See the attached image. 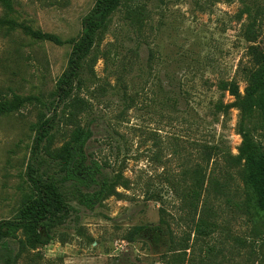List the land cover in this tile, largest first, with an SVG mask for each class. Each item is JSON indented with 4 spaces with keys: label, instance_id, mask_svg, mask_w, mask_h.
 Listing matches in <instances>:
<instances>
[{
    "label": "rangeland",
    "instance_id": "374dc122",
    "mask_svg": "<svg viewBox=\"0 0 264 264\" xmlns=\"http://www.w3.org/2000/svg\"><path fill=\"white\" fill-rule=\"evenodd\" d=\"M95 5L16 0L19 23L63 41L81 38ZM253 19L264 24V0H126L81 69L74 98L84 109L70 118L69 102L58 109L52 144L33 162L72 213L47 245L4 230L0 264H264V212L237 160L243 122L264 152L260 111L240 108L260 67L247 34ZM72 47L0 29V95L46 105L0 119V222L16 220L31 192L37 126L54 114ZM88 129L86 154L116 184L92 210L79 202L88 191L64 182L61 166Z\"/></svg>",
    "mask_w": 264,
    "mask_h": 264
},
{
    "label": "trees",
    "instance_id": "16d2710c",
    "mask_svg": "<svg viewBox=\"0 0 264 264\" xmlns=\"http://www.w3.org/2000/svg\"><path fill=\"white\" fill-rule=\"evenodd\" d=\"M126 0H96L94 9L82 22V34L78 41H63L60 37L39 31H34L28 25L19 23L16 10V0H0L5 17L0 18V29H6L8 34L22 30L40 42H49L57 46L71 44L72 52L66 72L60 78L56 97L58 99L51 118H43L37 126L32 157L27 167V181L31 192L24 196L22 210L19 217L13 221L0 222V242L3 231L13 229L22 230L32 239L33 245H47L50 242L48 234L55 228L64 224L72 213V208L67 203L65 196L55 182H44L34 167L33 162L39 158L42 150L52 144L58 109L69 102L71 110L69 118L73 117L72 111L83 110L82 101L74 98L80 89L81 69L90 58L99 36L106 31L112 16L123 6ZM230 2L231 0H227ZM250 42L259 45L251 48V52L260 64L259 69L252 74V86L247 97L240 103L243 112L256 108L260 111L264 121V24L253 19L247 30ZM261 45L263 46L260 50ZM46 105L38 96H21L15 92L0 95V119L12 117L29 107ZM243 145L240 149L238 161H246L248 182L254 188L258 208L264 212V152L263 148L255 141L252 133L241 125ZM91 137L90 130H79L67 148V156L61 160L64 182H72L88 191L80 197V204L92 210L98 204L115 194L116 184L104 171L103 165L94 157L86 154L85 148ZM46 144V145H44ZM199 187L204 181H198ZM198 188V187H197ZM93 191V192H90ZM192 197L197 198L199 191L193 189ZM46 236V240H44Z\"/></svg>",
    "mask_w": 264,
    "mask_h": 264
}]
</instances>
